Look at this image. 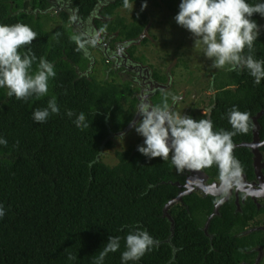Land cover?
<instances>
[{"label":"trees","instance_id":"16d2710c","mask_svg":"<svg viewBox=\"0 0 264 264\" xmlns=\"http://www.w3.org/2000/svg\"><path fill=\"white\" fill-rule=\"evenodd\" d=\"M68 1L80 21L97 9L94 29L107 36L116 34L115 41L138 39L148 23L142 12L129 18L120 16L122 0ZM147 1L171 12H178L180 3V0ZM100 2L103 4L97 8ZM248 2L254 4L257 0ZM48 8V0H0V23L29 25L37 33L32 51L38 58L43 56L52 62L56 72L49 81L48 95L39 99H16L7 95L6 88H0V136L7 140L6 145H0V203L6 209L0 219V264H94L93 257L109 236L120 237V248L109 252L104 264H121L124 237L134 227L146 229L156 241L152 251L146 252L136 264L249 261L255 254L252 248L264 245L261 231L245 233L249 223L264 212L257 210L251 201L241 205V212L235 211L232 199L224 203L218 215L210 220L207 236L203 227L217 198L197 193L186 195L182 202L168 208L174 221L171 236L170 223L162 216L163 208L180 191L173 183L183 184V171L178 172L170 159H149L134 147L116 151L114 166L98 160L102 147L112 145L108 138L122 132L131 122L138 101L128 81L118 84L114 78L100 80L78 75L87 67L80 43L82 36L72 32L65 12L58 14L61 23L45 29L42 12ZM263 18L256 13L252 16L258 25ZM145 42L143 39L142 43ZM254 55L264 59V29L254 42ZM153 78L164 83L156 72ZM209 86L213 91L210 96L213 129L233 130L227 113L235 105L248 112L249 127L246 133L232 137L233 145L250 142L251 118L264 109V80L255 85L246 71L217 69ZM165 94L167 91H157L152 105L160 104ZM53 95L60 107L59 114L51 115L44 123L33 122V110L46 107ZM168 97L171 106L169 94ZM68 109L74 114L85 113L90 126L78 129L72 122L75 115L72 118L65 115ZM258 123L262 141L264 115ZM259 151L264 155V146ZM233 155L241 163L242 174L251 180L250 149L233 147ZM200 170L211 181L219 179L215 165ZM262 173L264 176V168ZM69 253L76 257L74 261L67 259Z\"/></svg>","mask_w":264,"mask_h":264},{"label":"clouds","instance_id":"9594fccd","mask_svg":"<svg viewBox=\"0 0 264 264\" xmlns=\"http://www.w3.org/2000/svg\"><path fill=\"white\" fill-rule=\"evenodd\" d=\"M135 0H122V8L131 13ZM147 7L143 0L141 11ZM264 17V0L249 3L248 0H180L175 23L191 33L194 45L202 48L203 56L211 60V67L226 71H246L255 85L264 80V59L254 55V42L260 35V26L252 19L253 14ZM37 33L27 24L0 23V88L7 89L9 97L27 101L48 95L49 81L56 76L54 65L45 57H37L31 44ZM80 38L77 37V40ZM97 37L92 38V43ZM247 50V51H245ZM35 65V67H33ZM180 94H171V105L180 101ZM56 96L47 101L46 107L36 108L31 114L35 123H44L53 114H59ZM141 119L134 124L135 132L143 137L137 151L151 159L169 160L178 172L202 169L215 165L223 187L217 204L223 203L229 191L241 183L242 166L233 155L232 137L246 133L249 114L233 105L227 113L232 131L214 130L210 119H194L175 111L165 94L158 105L143 104L137 111ZM78 129L88 128L85 113L65 112ZM122 139V137H121ZM7 140L0 136V145ZM171 153V155H170ZM6 209L0 203V219ZM125 250L121 252V264H136L156 243L146 229L134 227L124 237ZM120 248V237L109 236L104 247L93 257L94 264H104L109 252ZM67 259H76L71 253Z\"/></svg>","mask_w":264,"mask_h":264},{"label":"rangeland","instance_id":"374dc122","mask_svg":"<svg viewBox=\"0 0 264 264\" xmlns=\"http://www.w3.org/2000/svg\"><path fill=\"white\" fill-rule=\"evenodd\" d=\"M48 2L49 8L42 12L45 29H53L61 23L58 14L65 12L69 16L72 32H86L92 37L103 36L100 33L97 34L93 27L96 13L88 21H80L68 0H48ZM102 4L98 3L97 8ZM141 4L136 2L131 13L124 9H120L118 12L125 18L142 12L146 14L148 21L141 36L129 42L122 52L129 55L128 49L133 48V53L129 56L131 61L138 63L137 59H141L142 62L139 63L142 67H146L151 73L156 72L162 77L163 84L169 86L167 89L169 96L177 93L182 96V99L173 105L174 110L181 112L187 109L191 113L197 112L194 118L197 119L205 113V111H199L197 107L199 104L206 107L213 94L209 85L212 73L217 69L211 67V60L203 56L202 48L194 45L191 33L175 23L174 16L177 12H171L161 5L157 6L152 1H147V7L141 11ZM259 26L260 30L264 29V18ZM104 37L106 39L107 36L104 35ZM143 39L146 40L145 43H142ZM87 40L89 41V38ZM83 46L86 49L85 56H88L87 67L78 72L79 76L87 78L94 76L100 80L114 78L118 84L128 81L131 83L133 91L138 92L137 81L132 73L121 69L109 70V66L100 64L99 47L88 46V44ZM140 119L141 117L137 121ZM108 139L111 141V147L103 146L98 156V160L108 166L116 164L114 156L116 151L128 147L137 149L138 145L143 144V137L135 132L134 126L123 135L115 133Z\"/></svg>","mask_w":264,"mask_h":264},{"label":"flooded vegetation","instance_id":"af4514ba","mask_svg":"<svg viewBox=\"0 0 264 264\" xmlns=\"http://www.w3.org/2000/svg\"><path fill=\"white\" fill-rule=\"evenodd\" d=\"M96 13L97 15V9L93 10L92 14L84 21H88L89 19H91V17ZM95 15V18H96ZM94 18V19H95ZM97 34H99L100 32L97 31ZM80 35L82 36L81 39V47L84 50V55L86 54V49L84 48L83 45H87L88 46H94V47H99L100 49V64H103L104 66H109V70H113L116 71V69H121V70H125L128 73H132L136 79V85L138 87V92L134 93L138 103H137V108L140 105L145 104L147 101L149 102V105H152L151 103V99L152 97L155 95V93L159 90L161 91H167V89L169 88V86L167 84H163L162 82H157L154 78H153V73H151L148 68L146 67H142L140 65L139 62L140 59H137L138 63H135L134 61H131V59L129 58V56H131L130 50L132 49H128V54L127 55L125 52H122V49H124L126 47V45L131 42V41H115L114 37L116 34L112 35V36H107L106 34H102L103 36H99L97 35V39L95 43H92V35L86 33V32H79ZM101 34V33H100ZM105 36L106 39H104ZM86 38V41H84ZM87 38H89V41L87 40ZM90 49V48H89ZM88 59V56L86 57ZM156 83L161 84L164 86L163 88H157L155 85ZM210 90L212 91V89L210 88ZM150 95V96H147ZM213 95V94H212ZM139 98V99H138ZM171 107L174 109V106L171 105ZM213 107V105L210 104V99L208 100V104L205 107L203 104H199V106L197 107L199 109V111H205L204 114L202 115H206L207 117V113L208 111L211 110V108ZM137 112V111H136ZM180 113H182L183 115H190L193 118H195L196 113L197 112H189L187 109L184 111H181ZM136 114V113H135ZM202 115H200L197 119H199ZM261 148V147H260ZM259 148V149H260ZM262 154V153H261ZM264 160V155L262 154V161ZM253 168V167H252ZM263 170V169H262ZM263 174V173H262ZM183 175V180L185 181V177H186V172L183 171L182 174ZM245 178V181L249 184H246L244 182H241L238 188H233L230 191V195L228 197V199L226 200V202H228L230 199L233 200V203L235 205V211L236 212H241V205L245 204L246 201H251L253 204L256 205V209L257 210H264V197L260 196V195H264V189L262 188L261 184H259L260 182H258V180L255 177L254 174V170H253V178L251 180H249L244 174H242ZM264 178V176H263ZM183 181V183H184ZM212 182H216V183H220L219 179L216 180H210V178L205 182V184H211ZM254 182L253 185H250V183ZM217 185L216 189H221V187ZM249 189L250 191L253 192V196L247 194L246 191L244 190H240V189ZM236 189H238V191L236 192ZM180 191L183 190V188H179ZM179 191V192H180ZM215 191V190H213ZM217 192V191H215ZM223 192V191H222ZM222 192L217 195V196H212L217 198V200L220 198V196L222 195ZM236 192V193H235ZM193 193H197L202 197H206V196H211V195H203V192L201 190H195ZM186 196V195H185ZM184 197V196H183ZM224 202V203H226ZM237 202V204H236ZM217 203V202H216ZM223 203V204H224ZM222 204V205H223ZM221 205V206H222ZM220 206V207H221ZM238 206V207H237ZM257 232V231H261L263 233L264 236V212L257 215L256 219L252 222L249 223V225L247 226V228L245 229V233H251V232ZM244 235V233H243ZM252 252L255 253L253 257H251L249 259V261L245 262L243 261L240 264H264V245H256L255 247L252 248ZM236 256V254H235ZM237 257V256H236Z\"/></svg>","mask_w":264,"mask_h":264},{"label":"water","instance_id":"95a60500","mask_svg":"<svg viewBox=\"0 0 264 264\" xmlns=\"http://www.w3.org/2000/svg\"><path fill=\"white\" fill-rule=\"evenodd\" d=\"M155 86L157 88H163L164 89V86L161 85V84L156 83ZM147 96H150V95H147ZM145 104L149 105V102L147 101ZM139 107L137 108V111H138ZM262 115H264V109H261L260 111H258L251 118L252 119V129H251L252 139H251V141L250 142H242V143L236 144V145H234V147H246V148L250 149L251 154H252V167H253V170H254L255 177L258 180V182H260L259 184H261L262 188L264 189V178H263V174H262V169L264 168V160L262 161V154L259 151V148L264 146V140L261 141L260 138H259V128H260V126H259V123H258V119ZM139 117H140L139 113L136 112V114L134 115L133 119L128 124V126L122 132H120L118 134L122 135L124 132H126L129 129H131L134 126L135 122H137ZM206 119H210V111H208ZM184 171L186 172V177H185L184 183L183 184H180L178 182L173 183L178 188H183V190L178 192L176 197L171 199L170 201H168L165 204L164 208H163V215L162 216L167 218L169 223H170L171 236L173 234V228H174V221L172 220L171 216L168 214V208L171 205H173L175 203L182 202L183 196L192 194L195 190H201L203 192V195H207L208 194V195H211V196H217L223 191V187H222L221 182L220 183L212 182L211 184H205V182L209 179V177H208L207 174L202 172L200 169L184 170ZM241 182L249 184V183H247L245 181V178H244L243 175L241 176ZM219 184H220V186H218V187H221V189H216L217 185H219ZM253 184H254V182L250 183V185H253ZM213 190H215L217 192H215ZM240 190H244V191L247 192V194L253 196V192L250 191L249 189L242 188ZM230 191H229L227 197L224 199L223 203L226 202V200L228 199V197L230 195ZM237 191H238V189H236V192ZM260 196L264 197V195H260ZM223 203H220V204L215 203V205L213 207V211L208 216L207 221H206V223H205V225L203 227V231H204L205 235L208 236L207 228H208L209 222L214 216L218 215L219 208H220V206ZM236 204H237V202H236Z\"/></svg>","mask_w":264,"mask_h":264}]
</instances>
